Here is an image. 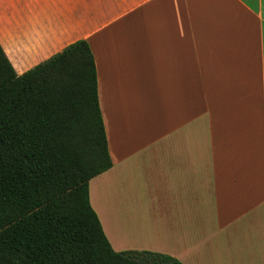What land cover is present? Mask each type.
Masks as SVG:
<instances>
[{
    "label": "crops",
    "instance_id": "0c3cea01",
    "mask_svg": "<svg viewBox=\"0 0 264 264\" xmlns=\"http://www.w3.org/2000/svg\"><path fill=\"white\" fill-rule=\"evenodd\" d=\"M79 40L112 162L89 202L111 248L264 264V0H0L17 75Z\"/></svg>",
    "mask_w": 264,
    "mask_h": 264
},
{
    "label": "trees",
    "instance_id": "16d2710c",
    "mask_svg": "<svg viewBox=\"0 0 264 264\" xmlns=\"http://www.w3.org/2000/svg\"><path fill=\"white\" fill-rule=\"evenodd\" d=\"M111 167L87 42L21 75L0 46V264H181L111 248L88 194Z\"/></svg>",
    "mask_w": 264,
    "mask_h": 264
}]
</instances>
